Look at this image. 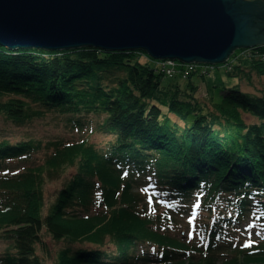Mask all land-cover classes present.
Wrapping results in <instances>:
<instances>
[{
  "label": "trees",
  "instance_id": "16d2710c",
  "mask_svg": "<svg viewBox=\"0 0 264 264\" xmlns=\"http://www.w3.org/2000/svg\"><path fill=\"white\" fill-rule=\"evenodd\" d=\"M253 51L246 68L262 76L264 46ZM140 57L0 46L1 115L21 123L53 113L78 131L94 116L93 130L108 137L0 142V264H43L41 252L52 264H264V97L235 84L210 95L204 112L193 74L164 80ZM66 167L46 205L43 181ZM251 218L258 232L240 242L236 228ZM43 232L73 245L52 255Z\"/></svg>",
  "mask_w": 264,
  "mask_h": 264
},
{
  "label": "water",
  "instance_id": "95a60500",
  "mask_svg": "<svg viewBox=\"0 0 264 264\" xmlns=\"http://www.w3.org/2000/svg\"><path fill=\"white\" fill-rule=\"evenodd\" d=\"M0 46L216 65L264 46V0H0Z\"/></svg>",
  "mask_w": 264,
  "mask_h": 264
},
{
  "label": "rangeland",
  "instance_id": "374dc122",
  "mask_svg": "<svg viewBox=\"0 0 264 264\" xmlns=\"http://www.w3.org/2000/svg\"><path fill=\"white\" fill-rule=\"evenodd\" d=\"M137 52V51H135ZM241 51L237 50L235 54L229 59L230 61L225 62L224 64H216L213 65L212 68L209 69L208 74L204 77H199L197 74L192 75V80L195 82L200 83L199 90L195 93L196 100L198 103L202 106L203 111H209L211 109V100L210 95L216 96L221 94V91L223 88L233 85H237L240 90L243 92H248L252 95H257L264 97V75L259 76L255 72H252L248 70V64L244 62V60L250 61L253 59V56H258L259 53L253 51V50H246V52L241 53L242 55L235 56L240 54ZM140 61H148L151 63L150 60L146 59L145 57H140ZM153 66L157 67V69H161L160 65H155L151 63ZM237 65H242L246 69V74L248 76H241L239 79L228 76L227 73L233 71V67ZM248 71V72H247ZM178 74V73H177ZM167 77L164 78V80ZM178 79V77H176ZM182 78V77H181ZM6 98L2 96L0 98L1 101H5ZM1 104V103H0ZM33 108V107H32ZM34 109V108H33ZM0 113V142L1 141H8L11 145H14L17 142L20 141H26V140H32V141H42L43 144H45L48 140L56 141L59 139H65L66 141L70 140H77L86 138L89 140V142H93L95 144L103 145L106 138H108L106 135L102 134L100 131H94L92 122L89 120L91 119L94 124L97 123V120L99 121L100 118L96 117H87L83 118L82 121L85 122L83 127L80 128V130H75L72 125H68L65 121V116H60L56 114H46L43 117H32L30 119L25 120L24 122H17L13 120H8L6 117L1 115ZM242 118L244 122L246 123H254L257 122L256 119L250 117L247 114H242ZM89 120V122H86ZM47 154L46 149H41L39 151H35V154L33 156V162L34 163H42V158L45 157ZM25 165H28L22 161H14L11 164V168H18L23 167ZM72 167H66L63 172L61 173L59 178L56 179H46L45 182L43 181V193H44V199L45 203H50L54 200L55 192L59 189L64 179L69 177L71 173L73 172ZM45 208L46 209V206ZM45 212L47 210H44ZM186 212V211H185ZM182 216H186L185 214H182ZM187 222V217L182 218V225L181 227H186L187 225H184ZM178 225V224H177ZM255 228H257L256 223H253L252 221L245 220L242 221L236 228V236L240 242L250 240L255 234H252L256 232ZM255 230V231H254ZM171 231V230H170ZM179 230L173 229V231L170 232V234L178 235ZM43 239L50 245V249L52 250V255L54 253L58 252L60 249L63 248H69V246H72V243L67 242L66 240H54L51 239L50 235L43 232ZM77 248H82L81 244H75ZM7 246V242L0 239V254L5 250ZM37 255L41 258L40 261L43 262V264H52L53 260L52 257L48 260H45L43 257V252L37 253Z\"/></svg>",
  "mask_w": 264,
  "mask_h": 264
},
{
  "label": "built area",
  "instance_id": "2783aa9c",
  "mask_svg": "<svg viewBox=\"0 0 264 264\" xmlns=\"http://www.w3.org/2000/svg\"><path fill=\"white\" fill-rule=\"evenodd\" d=\"M164 66H166V74L170 76L173 72V69L175 68L174 62L173 61H167L163 63ZM195 65H184L182 66V74L184 76H187L191 71L195 70Z\"/></svg>",
  "mask_w": 264,
  "mask_h": 264
},
{
  "label": "bare ground",
  "instance_id": "6f19581e",
  "mask_svg": "<svg viewBox=\"0 0 264 264\" xmlns=\"http://www.w3.org/2000/svg\"><path fill=\"white\" fill-rule=\"evenodd\" d=\"M151 60L154 61V62H156L157 64L160 65V67H161V72H162L163 75H164L165 77H167V78H171V77L178 76V74H177V73H178V72H177V69H178V67L183 66V63H182V62H180V61H178V60H172V61L174 62L175 68L173 69L172 74H171L170 76H168V75L166 74V66H164L163 63H165V62H167V61H169V60H153V59H151Z\"/></svg>",
  "mask_w": 264,
  "mask_h": 264
}]
</instances>
